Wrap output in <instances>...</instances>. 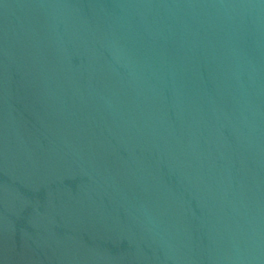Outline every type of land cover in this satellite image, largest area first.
Instances as JSON below:
<instances>
[{"label": "water", "instance_id": "1", "mask_svg": "<svg viewBox=\"0 0 264 264\" xmlns=\"http://www.w3.org/2000/svg\"><path fill=\"white\" fill-rule=\"evenodd\" d=\"M0 264H264V0H0Z\"/></svg>", "mask_w": 264, "mask_h": 264}]
</instances>
